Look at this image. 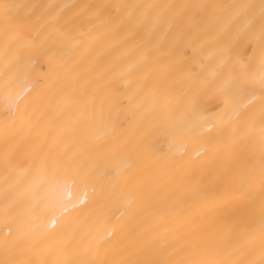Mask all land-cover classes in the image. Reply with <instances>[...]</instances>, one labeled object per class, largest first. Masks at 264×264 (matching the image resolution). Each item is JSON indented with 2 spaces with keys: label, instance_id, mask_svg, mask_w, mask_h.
Masks as SVG:
<instances>
[{
  "label": "bare ground",
  "instance_id": "bare-ground-1",
  "mask_svg": "<svg viewBox=\"0 0 264 264\" xmlns=\"http://www.w3.org/2000/svg\"><path fill=\"white\" fill-rule=\"evenodd\" d=\"M0 264H264V0H0Z\"/></svg>",
  "mask_w": 264,
  "mask_h": 264
}]
</instances>
